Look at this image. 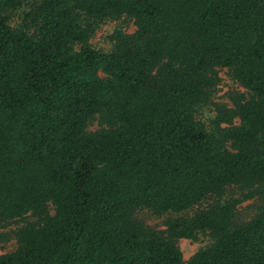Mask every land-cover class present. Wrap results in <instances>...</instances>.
Returning <instances> with one entry per match:
<instances>
[{"label": "trees", "instance_id": "trees-1", "mask_svg": "<svg viewBox=\"0 0 264 264\" xmlns=\"http://www.w3.org/2000/svg\"><path fill=\"white\" fill-rule=\"evenodd\" d=\"M25 2L0 0V227L36 221L0 264H264V206L238 223L213 204L166 230L135 217L232 186L264 200V0H34L15 28ZM124 16L136 30L111 51L90 43ZM221 68L247 92L209 128ZM200 233L212 242L186 261L177 240Z\"/></svg>", "mask_w": 264, "mask_h": 264}, {"label": "rangeland", "instance_id": "rangeland-1", "mask_svg": "<svg viewBox=\"0 0 264 264\" xmlns=\"http://www.w3.org/2000/svg\"><path fill=\"white\" fill-rule=\"evenodd\" d=\"M33 1L26 0L25 9L8 12L13 27L27 28V24L24 19V12L25 10L27 11ZM135 30L136 25L134 20L130 17L124 16L122 18L110 19L103 22L97 28L94 35L90 39V43L97 49L109 52L115 47V34L119 31L132 33ZM218 75L219 81L217 83V90L207 105L201 108L202 110L199 117L204 125L209 128L216 127L215 115L216 106L218 104H228L231 106L232 96H235L238 93L244 94L247 92V89L234 77L231 69L221 68L218 70ZM239 123L240 121L237 119L234 125ZM229 126L227 124L220 125V127ZM101 127L102 121L99 117H96L90 121L88 131L95 132ZM227 202L236 204L235 220L238 223L253 219L258 214L261 207L264 206V200L260 196H254L248 199L244 197V190L232 186L229 187L222 196L209 197L207 200L184 213L156 216L147 209H136L135 217L148 226L154 227L158 230H166V220L170 217L190 219L201 210L208 208L213 204H223ZM52 213H54V210H52ZM34 221H36V217L28 214L24 217V219H17L7 227H0V255L15 250L17 247L16 232L24 224ZM211 242L212 237L209 233H200L197 238H178L177 240V244L183 252L184 259L186 261L201 248L208 246Z\"/></svg>", "mask_w": 264, "mask_h": 264}]
</instances>
